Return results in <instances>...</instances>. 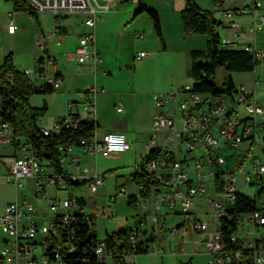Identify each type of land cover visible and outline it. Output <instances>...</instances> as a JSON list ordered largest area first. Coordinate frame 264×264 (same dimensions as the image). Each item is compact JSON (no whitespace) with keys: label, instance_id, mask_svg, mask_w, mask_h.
<instances>
[{"label":"built area","instance_id":"built-area-1","mask_svg":"<svg viewBox=\"0 0 264 264\" xmlns=\"http://www.w3.org/2000/svg\"><path fill=\"white\" fill-rule=\"evenodd\" d=\"M23 1L37 13L51 14L54 24L60 23L66 14L86 12L89 16L84 19V25L93 27L96 0ZM260 9V1L253 0L223 10L220 23L231 30L232 36L219 38L218 47L243 49L251 52L255 59L263 58V52L249 44L240 45L237 41L244 31V27L236 20L237 17H250L248 29L251 32L264 28V11ZM5 28L9 33H14L17 29L12 15L6 20ZM135 37L139 39L142 35L136 34ZM37 43L42 47L41 40ZM57 44L60 45L59 42ZM93 44V31L78 39L74 49L77 63L83 64L91 60L96 65L99 58L91 48ZM144 55L146 52L140 51L136 58ZM47 62L52 64L49 58ZM24 72L34 82L41 81L53 89L61 84L58 75L42 71L39 60L34 67ZM252 86L264 87V81L254 79ZM98 91L92 86L81 94L80 100L67 101L65 114L50 117L48 125L41 124L39 120L41 134L58 136L62 128L75 129L81 121H94ZM175 93H184L188 99L178 102L168 112L166 99ZM151 99L158 108L153 122L163 134L164 145L158 147V153L153 158L135 168L136 173L157 183L147 186L138 179L135 183L136 193L133 194L135 198L143 208L152 205L161 210L164 207L166 213L178 215L180 221L174 225L173 234L178 230H189L200 236L207 253L206 264H243L244 260L250 264H264V231L260 227L264 224V216L260 210L242 214L237 220L236 230L226 240L220 234L219 222L226 215L225 203H231L235 193L240 192L234 185L235 167L228 163L232 158L224 155V151L233 149L242 142L250 146L257 140L264 141V103L258 102L253 92L241 85L236 86L234 91L215 98L209 94L191 92L189 86H183L171 93H153ZM116 110H121L120 105ZM83 113L86 116H82ZM0 140L13 149L10 155H0V177L12 183L18 191V196L8 202L0 214V229L9 237L0 249V264H64L59 252L52 249L54 255L51 256L48 248L53 238L58 237L66 252L78 253V244L82 240L74 227L79 222L85 227L87 239L96 238L87 252L96 258L97 264H113L111 251L106 249L103 238L96 236L94 219L85 214L83 206L78 203L79 199L84 198L74 194L72 190H84L92 197L97 194L104 175L96 171L90 172L88 166H81L78 154H73L72 150L75 148L80 154L99 155L103 158L120 156L131 148L126 135L119 131L100 132L94 128L79 139L77 146H59V172L42 157L41 146L36 148L22 142L15 147L12 127L1 119ZM155 140L156 137L152 134L150 144H154ZM191 151H195L196 155L190 154ZM247 151L248 148L243 153ZM216 173L222 175L220 189L215 187ZM243 182L256 189L252 197L257 196L258 189L264 188V165L259 160L252 161L251 170L244 175ZM27 185L33 186L36 199H41L47 208L48 216H43L45 219L39 215L34 201L21 196L20 191L26 189ZM48 189L52 193H48ZM122 193L126 194V189L123 184H119L109 200L113 202ZM200 198L205 199L212 209L214 222L210 223L208 219L194 214V207ZM259 199L264 202V193H261ZM149 215L148 226L142 216L136 225L125 229V241L132 249L139 241H145L147 253L161 254V249L148 242L154 238L158 222L155 213ZM143 227L146 228L142 233ZM245 228H248L246 232ZM237 240L241 241L242 247L249 249L246 257H243L239 249L227 245ZM131 255L135 256L133 253Z\"/></svg>","mask_w":264,"mask_h":264},{"label":"crops","instance_id":"crops-1","mask_svg":"<svg viewBox=\"0 0 264 264\" xmlns=\"http://www.w3.org/2000/svg\"><path fill=\"white\" fill-rule=\"evenodd\" d=\"M0 1L3 2L7 9L13 8V11L15 12L11 2L6 0ZM237 1L238 0H195L196 4L200 8L212 11L215 19L218 21L221 20V12L223 10L241 6L249 2L244 0L245 2L237 4ZM140 3H143L158 12L163 46L155 37L151 22L144 13H140L133 17V12L138 8ZM183 7L184 0H96L93 27L89 28L84 25V28L78 31L79 38L82 37L83 34L93 31L94 44L91 48L94 49L99 58L96 65H93L91 60H88L83 64L77 63L74 57V49L77 44L75 43L76 32H73V34H70L69 36L65 34L66 28L64 27V23L68 20V17H63V20L60 23L53 24L52 33L42 34L41 39L42 44L43 41L46 44L45 51L48 53L47 58L52 59V64L56 61H59L60 64L55 68L54 65L51 64L53 67L50 70L52 74L58 75L61 78V84L57 88L58 94L63 95L67 101H78L81 99V94L87 88L94 86L99 91L97 92L95 98V111L93 118L95 123L98 124V127L101 128V126L108 121V117L104 116L102 113L105 100H107V102L110 101L111 104H113L116 99H119L120 96L130 97L135 100L140 97V87L147 83L152 85V89H158L152 90L158 92H152L151 94L150 91H146L145 94L148 100L151 99L153 93H171L170 89H172V87L177 89L183 86L190 87L192 84V77L190 74V52L193 50H203L205 48V37L201 34L186 35L183 32L180 20V11ZM260 10L264 11L262 4ZM2 13L4 12L0 11V16ZM83 13L84 19L89 16L88 13ZM49 15L52 17L51 14ZM236 20L244 27V31L238 36L237 41H239L240 45L249 44L256 49L254 46L256 43L255 34L248 29L251 23L250 17L240 16L237 17ZM0 23V38L6 35L9 37L14 36L17 33V30H19L17 26L14 33H9L5 28V23H2V21ZM55 25L58 26L57 30H54ZM217 33L219 38L232 36L231 30L225 27L223 23L217 27ZM136 34H141L142 37L137 39L135 37ZM48 37H50V40H48ZM68 37L70 41L73 40L71 45L68 43ZM57 42H59L60 45H58ZM145 45L148 47L147 50L141 48ZM140 51H145L146 55L136 58L137 53ZM58 54L60 57L57 59ZM5 56L6 55L2 56L0 65L2 64ZM42 59L43 58H41V69L44 73H46L45 68H43L44 62ZM32 65L35 64L33 63ZM32 65L22 67H18L16 65L14 66L16 69L24 71L32 68ZM162 69L167 70L164 77L158 74ZM241 86L245 87L249 91H252L254 94L252 89L247 88L243 84H241ZM176 90H174V92ZM105 91L107 93L106 95H103ZM175 97L179 98V102L188 99L187 95L184 93H175L171 98L166 99V102H171V105H173L172 101H174L176 105L178 102H176L177 100ZM66 102L62 113L51 114L50 117L65 114ZM261 103H264V101ZM116 104H113L114 110L116 112H124V108L117 111L116 107L118 105ZM167 110L169 109L167 108ZM157 111L158 109L155 111L153 110L150 116L146 114L143 120L138 121V127L136 126L137 128H132L133 135H143V141L141 142L143 149L142 153L140 152L141 154L139 155L144 156L150 149L161 147V145H154L156 140L154 144H150L149 141L152 134L156 137L155 130L151 127L150 123L151 120L153 121V116ZM82 116H86V114L83 113ZM141 121L143 122L142 124H140ZM48 124L49 122L44 125ZM99 131H119L126 135L125 132L120 130ZM126 137L131 142L130 150H134V142L136 140H133L127 135ZM163 143L162 134L161 144L164 145ZM0 144L7 146L1 140ZM7 147L10 151L0 155H10L13 152V149L10 146ZM73 150H75V148ZM72 153L77 154L74 153V151H72ZM138 165H141V161ZM0 179L6 182L4 177H0ZM136 180L137 179H134L131 176L130 181L132 190L126 191V194L121 195L120 197L121 203L119 206L125 207V209L124 207H121L123 212H120L121 214H119L122 219L118 223L110 220L113 223L111 222L112 225L110 228H105L103 230L104 234L102 238H104L107 234L136 225L142 216L146 219L149 214L159 212V217H161L159 221L164 223V227L161 229V236L155 237L153 242H158L160 249H163L166 243L170 252L167 257L162 259V261L157 264H181L187 260L194 262V259L198 262V264H206L207 253L200 236L195 235L189 230H178L173 234L172 231L174 225H177L180 221V217L178 215L166 213L164 207H162L161 210L155 209L152 205L147 208H143L136 198H131V203L128 202L127 197L136 193ZM17 196L18 191L15 188V195L12 200H14ZM115 200L116 197L113 202H115ZM4 206L1 207L0 214L2 213ZM116 207L118 206H115V209ZM137 207L139 210H137ZM200 209H203V212L200 211ZM116 211L119 210L117 209ZM194 214L200 218L208 219L210 223H212V221L214 222L212 209L205 199H197ZM89 215L95 219L93 213ZM145 228L146 227L142 228V233ZM5 242V238L0 241V249ZM154 255L162 257L163 252L161 254ZM135 256H133L132 261H128L127 256H125V261L129 264H140Z\"/></svg>","mask_w":264,"mask_h":264},{"label":"trees","instance_id":"trees-1","mask_svg":"<svg viewBox=\"0 0 264 264\" xmlns=\"http://www.w3.org/2000/svg\"><path fill=\"white\" fill-rule=\"evenodd\" d=\"M6 1L13 4L15 11H24L38 20V13L31 9L23 0ZM140 13H144L150 20L154 35L163 46L158 12L140 3L138 8L133 12V17ZM180 20L183 32L186 35L201 34L205 37V48L190 52L191 92L209 94L212 98L223 93H230L235 90V86L229 73L253 71L256 64L260 61L255 59L251 52L243 49L219 48L217 27L221 25L220 21L215 19L212 11L200 8L195 0H184V7L180 11ZM57 28L58 26L55 25L54 30H57ZM219 70L223 74L222 90L217 89L212 81L213 76ZM53 90V88L43 82H34L24 71L16 69L11 52L4 57L0 65V119L11 125L13 144L15 147H18L22 142L29 143L36 148L41 146L43 148L42 157L55 171L59 172L60 152L58 151V147L77 146L79 139L88 135L92 129L98 128V124L95 121H81L75 129L62 128L58 136L42 135L39 128V120L47 111V106L45 103L38 107L33 106L31 105L30 99L35 94L50 93ZM157 153L158 148L150 149L142 157L141 164L146 163ZM246 157L247 154H244L238 162V165L243 164ZM132 177L137 179L136 182L140 179L147 186L157 184L151 181L149 177H143L136 172ZM214 182L216 189H220L222 175L216 173L214 175ZM261 193H264V188L258 189L257 196L253 197L236 192L233 201L231 203H225L226 215L219 220L221 224L220 234L225 240L230 233L236 230L237 220L242 214L260 210L264 216V202L258 205L255 199H259ZM131 198L135 199V195H129L127 197L130 203ZM78 203L83 206L85 205V200L79 199ZM163 227L164 223L160 222V228L162 229ZM260 227L264 231V224ZM125 229L123 228L107 234L103 238L106 249L111 251L113 264H129L125 261V256L131 255L132 253L134 255L147 253L145 241H139L134 249L126 244ZM74 231L77 232L80 240H82L78 244V253L66 252L62 247L61 240L58 237H54V240L48 248L49 253L52 254L51 256L54 255L52 249H56L64 264H97L96 258L90 252H87L96 242V238H93V240L90 238L87 239L85 227L80 222L77 227H74ZM153 241L154 238L148 240L149 243ZM227 245L239 249L243 257L248 255L249 249L242 247L240 240H237L235 243H227ZM181 264H191V262L188 260ZM243 264L250 263L244 260Z\"/></svg>","mask_w":264,"mask_h":264},{"label":"rangeland","instance_id":"rangeland-1","mask_svg":"<svg viewBox=\"0 0 264 264\" xmlns=\"http://www.w3.org/2000/svg\"><path fill=\"white\" fill-rule=\"evenodd\" d=\"M246 1H253V0H246ZM262 4V7L264 9V0H258ZM242 2H245L244 0H238L237 4H241ZM12 7V6H11ZM0 11L4 12L0 16V22L5 23V21L8 19L9 15H12L15 21V24L18 26L17 33L14 36H3L0 38V60H2V56L7 55L9 52L12 53L14 65L18 67L22 66H28L35 64V61L40 60L43 58V68H45L46 73H52L50 70L52 69V65H54V68L59 66V61L54 62V64H50L47 62V54L46 44L43 41L42 47L38 46L37 40L42 39V34L52 33V27H53V20L52 17L49 14L46 13H38V20L31 16L30 14L24 12V11H13L12 9H7L6 6H4L3 2L0 1ZM68 17V20L64 23V27L66 28V33L68 36L70 34H73V32H76V42L79 39V33L78 31L84 28V13L83 12H77V13H70L64 15V17ZM1 25V23H0ZM43 30V32H42ZM154 33V32H153ZM256 37V43L254 44L255 48L258 49L260 52L264 53V28L261 31H255L253 32ZM82 34V33H81ZM87 35V33L83 34L82 36ZM156 37V36H155ZM69 44L71 45L73 43V40L70 41L69 37ZM144 50H147L148 47L142 46L141 47ZM3 54V55H2ZM57 59L60 57V55H57ZM52 60V59H51ZM16 61V63H15ZM73 65V63H72ZM34 67V65H32ZM72 67V66H70ZM167 73L166 69H162L159 71L158 74H160L162 77L165 76ZM229 76L231 77L234 86H239L243 84L247 88H250L254 91V97L257 101L263 102L264 101V87L262 86H252V81L254 79H258L260 81H264V57L260 58V61L256 64L253 71L246 72V73H229ZM212 81L214 82L217 89L222 90V81H223V74L222 71H217L215 75L212 78ZM140 97L136 98L135 100L130 97L126 96H120L119 99H116V101L113 104L120 105L121 108H124V112H116L113 108V104L110 103V101L107 102L105 100L104 107L102 108V113L104 116L108 117V121L104 123V125L98 127V130L102 131H108V130H120L126 133V135L133 140H136L134 142V150H128L124 154L120 156H114L111 158H103L99 155H86V154H80L77 152V149L72 150L74 153H77L79 156V163L81 166L85 165L88 166L90 172L93 170H96L98 174L104 175V181L103 183L98 187L97 194L94 196H90L86 191L81 189H72L73 193L82 196L85 200V205H83V212L87 215L94 214L95 219L93 221L94 223V229L97 232V237L99 239L103 236V230L105 228H110L112 225L110 220H113L115 223H118L122 218L119 214H121L123 211L121 207L119 206L121 203V195L119 194L116 196L115 202H112L109 200V196L113 195L115 191V187L119 184L125 185L126 191L132 190V185L130 178L135 173V168L140 163L142 159V155H139L142 153V141H143V135H133V127L137 128L139 125V120H143L145 115L148 114V116L151 115L152 111L157 110L158 108L153 104V101L148 100L146 98V91H150V94L152 92H158V91H152V90H158L156 88L152 89V85L150 83L144 84L142 87H140ZM177 88L172 87L170 89L171 92H174ZM103 93V95H106ZM179 97V96H178ZM178 97L176 98V102L178 101ZM45 100V101H44ZM44 101V102H43ZM67 100L63 95L58 94V89H54L50 93H43V94H35L31 97L30 102L31 105H36V107L41 106L43 103L46 104L48 107L47 113L41 117L40 122L41 124H47L49 122V117L51 114H59L64 111V104ZM172 103L166 102L167 108L171 111L172 108L175 105V102ZM119 103V104H118ZM263 104V103H262ZM241 110V107H239ZM168 110V112H169ZM143 122L141 121L140 124ZM151 127L154 128L156 133V143L154 145L156 146H163L161 144L162 142V132L158 130V128L155 126L153 121L151 120L150 123ZM137 126V127H136ZM249 151L243 153L245 149ZM264 141L257 140L252 145L248 146V143L242 142L238 144L233 149H225L224 155H230L232 158L231 160H228V163L232 164L235 168L234 172V185L237 190L242 192L243 194L249 195L252 197L254 191L256 189L252 186L245 185L243 182L244 175L251 170L252 161H255V159L259 160L261 164L264 165ZM10 149L7 146H3L0 144V154L2 153H8ZM141 152V153H140ZM190 154L196 155L195 151H191ZM247 154V157L245 158V161L243 164L238 165V159L241 157V155ZM142 156V157H141ZM141 157V158H140ZM48 193H52L51 189H48ZM21 196H26L29 200H32L35 202L37 209L39 210V215L45 219V217L48 216L47 208L44 207V204L41 199H36L35 197V190L33 186L27 185L26 189H23L20 191ZM15 195V188L12 183H7L0 179V209L2 206L10 202ZM258 205L261 204V200L258 198H255ZM115 206L116 207L115 209ZM119 211H116V210ZM125 209V207H124ZM195 209V207H194ZM127 210V209H126ZM137 210L139 208L137 207ZM203 209H200L202 211ZM121 212V213H120ZM203 212V211H202ZM155 215L158 218L157 222V230L155 231V237L161 236V228H160V218L159 212H155ZM45 216V217H43ZM148 215L146 217L147 220V226L149 225V217ZM113 223V222H112ZM248 228H245L244 232H246ZM8 239L9 237L6 236V234L0 229V241L2 239ZM169 239V238H167ZM153 247L160 249L158 242H152L151 244ZM163 252V256L154 255L152 253H145V254H137L135 257H137V260L140 262V264H157L162 261L167 255H169V248L167 247V244L165 243V246L163 249H161ZM127 260L132 261L133 255H127ZM188 261V260H187ZM185 261V262H187ZM166 264V263H163ZM191 264H198L196 260L194 259V262H191Z\"/></svg>","mask_w":264,"mask_h":264}]
</instances>
